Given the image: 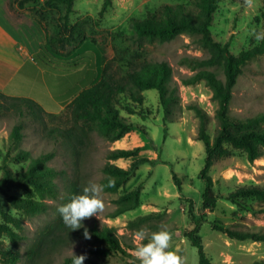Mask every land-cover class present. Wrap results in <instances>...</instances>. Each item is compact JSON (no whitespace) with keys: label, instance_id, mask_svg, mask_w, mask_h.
<instances>
[{"label":"rangeland","instance_id":"obj_1","mask_svg":"<svg viewBox=\"0 0 264 264\" xmlns=\"http://www.w3.org/2000/svg\"><path fill=\"white\" fill-rule=\"evenodd\" d=\"M21 1L0 0V7L22 31L21 44L29 49L30 61L40 70L31 73L28 91L16 95L1 92L7 108L0 112V179L5 164L13 172H20L28 168L32 159L52 154L47 166L56 173L53 179L56 188L43 198L36 196L44 204V212L36 215L13 207L7 194L0 192V264H63L72 257V252L86 255L84 264H139L134 249L141 243L135 238L140 229L146 232L143 243L148 242L152 232L168 231L172 236L168 250L181 257V264H200L197 248L185 237L194 226L191 213L196 219L205 217L200 236L212 264L264 262L263 242L231 239L215 229L218 226L264 232V204L254 198L242 199L239 206L228 200L240 187H264V156L250 162L246 152L226 145L227 154L218 158L210 171L219 198L217 207L202 211L205 182L200 175L206 151L205 144L198 139L200 120L191 107L198 106L207 114V132L213 138L219 129L218 104L205 81L186 85L184 79L199 71L193 69L196 66L193 59H205L207 52L195 37L180 35L173 41L160 42L138 39L132 29L134 19L160 14L167 5L193 8L195 0H76L73 13L68 16L66 6L60 2L39 0L21 7ZM218 5L210 28L216 41L229 43L235 56L261 44L264 0H219ZM144 62H166L172 67L170 85L178 95L174 122L165 124L159 92L149 90L144 93L145 102L141 106L124 96L117 101L121 115L129 123L145 126L149 134L129 132L111 141L93 131L84 138L71 117V101L95 84L104 69L123 79L135 65ZM208 69L224 79L220 68ZM24 98L36 102L34 110L29 109L30 103H25ZM128 103L145 117L128 114L125 110ZM263 113L264 55H259L243 67L233 91L231 115L245 120ZM19 125L22 138L16 142L12 133ZM68 134L71 138L66 137ZM115 149H139L140 155L155 160L141 165L117 193L103 189L100 193L103 208L84 219L83 227L71 231L63 224L58 206L73 194L81 193L89 181L101 184L107 163L129 168V160L109 161L108 155ZM20 152H28L29 159L13 160ZM175 173L181 181V191L174 180ZM139 187L143 188L141 206L113 217L118 208L115 200ZM7 192L19 197L24 194L19 189ZM153 207L156 212H149ZM5 214L13 220H8ZM148 215L158 216L129 226ZM96 223L116 229L123 253L109 252L105 256L93 253L97 246L105 247L92 237L91 229ZM1 225L16 236L11 237ZM85 228L90 239L84 237Z\"/></svg>","mask_w":264,"mask_h":264},{"label":"trees","instance_id":"obj_2","mask_svg":"<svg viewBox=\"0 0 264 264\" xmlns=\"http://www.w3.org/2000/svg\"><path fill=\"white\" fill-rule=\"evenodd\" d=\"M39 0H22L20 6L23 7L28 2H38ZM66 6L67 16L73 13V7L76 0H50ZM219 0H195L193 8L182 4L171 6L167 5L160 14H152L143 20L134 19L132 29L138 39H151L160 42H170L180 35L195 37L203 50L208 54L205 59H193L196 66L193 69H199L193 76L184 79V84L192 85L205 81L213 92L214 99L217 101V121L219 129L216 135L211 138L207 132L209 119L207 114L198 106L191 108L196 112L200 120L198 139L205 144L206 163L200 177L205 182L203 192L202 211H213L218 204V196L214 190V180L210 171L215 162L221 156L227 154L226 145L246 152L250 162L264 156V113L253 118L239 120L231 115V103L233 100V91L237 84L239 76L243 73V67L252 59L259 55H264V38L261 44L251 50L242 51L235 56L230 51V44H222L216 41L211 33V26L214 20V14L218 10ZM60 41H64L63 38ZM220 68L224 74V79L209 70L208 68ZM172 67L166 63H140L135 65L127 76L123 79L115 78L106 69L102 71L100 79L92 86L80 92L69 104L71 108V117L76 126H80L81 135L84 138L89 136V132L96 131L102 137L117 141L129 132H140L146 135L148 130L145 126L129 123L126 117L122 116L117 107L119 96H124L131 100L135 105L141 106L145 102L144 93L149 90L159 92L160 104L164 110L165 124L174 122V106L178 102L177 90L171 87ZM4 94L0 92V112L4 110ZM23 101L29 104V109L34 110V100L24 98ZM13 104L12 106H14ZM125 110L130 115L140 114L145 117L141 111H136L129 103ZM21 113L23 114L22 110ZM21 126H16L12 136L18 142L22 138ZM149 134V133H148ZM150 136V135H149ZM67 138H71L68 134ZM52 154H44L36 159H32L28 168L24 171L13 172L5 164L4 175L0 179V192L7 194L8 201L15 208L26 210L33 215L44 212V204L35 199L36 196L43 198L45 194L54 191L55 184L53 179L56 176L55 171L47 166L52 158ZM16 162H23L29 159L28 152H20L12 157ZM109 161L126 159L131 161L129 168L120 167L114 163H107L103 172L105 177L101 184L105 185L104 190L110 193H117L118 190L128 183L131 177L143 164L154 162L155 158L140 155L139 149H115L108 155ZM7 159H5V162ZM174 180L179 190H182V184L174 174ZM114 181V183H109ZM10 189H19L24 194L22 197L8 194ZM143 188L131 190L115 200L118 206L113 217L125 214L128 211L135 210L141 206V193ZM254 198L264 204V187L252 185L238 188L228 196V200L236 205H240L242 199ZM193 228L186 232L185 237L192 247L197 248L200 264H212L211 259L205 252L203 239L200 236L201 226L205 217L196 219L194 213H191ZM158 215H148L139 217L130 222L133 227ZM8 220H13L5 214ZM10 218V219H9ZM3 227V225H1ZM11 237L16 234L8 227H3ZM231 239L239 241H253L264 243V232L243 231L234 228H224L215 226ZM92 237L95 241L105 244L97 246L93 253L98 256H105L109 252L123 253L120 237L113 227H108L96 223L91 229ZM63 264H72V257L64 260ZM91 264H97L93 262ZM254 264H264L256 262Z\"/></svg>","mask_w":264,"mask_h":264},{"label":"clouds","instance_id":"obj_3","mask_svg":"<svg viewBox=\"0 0 264 264\" xmlns=\"http://www.w3.org/2000/svg\"><path fill=\"white\" fill-rule=\"evenodd\" d=\"M109 183H114V181ZM104 187L105 185L89 181L81 193L73 194L66 203L60 204L57 212L60 214L63 224L71 231L83 227L84 219L96 215L103 208L100 193ZM84 237L91 238L87 228L84 229ZM135 238L141 241L134 249L139 264H181V257L175 251L168 250L172 238L168 231L152 232L148 237V242L143 243L146 232L144 229H140L135 233ZM85 259H87L86 255L77 256L72 252V264H84Z\"/></svg>","mask_w":264,"mask_h":264},{"label":"crops","instance_id":"obj_4","mask_svg":"<svg viewBox=\"0 0 264 264\" xmlns=\"http://www.w3.org/2000/svg\"><path fill=\"white\" fill-rule=\"evenodd\" d=\"M22 38V31L9 20L4 9L0 7V92L16 95L30 88V75L38 67L30 61L29 49L21 44ZM156 210L155 207L148 209L149 212Z\"/></svg>","mask_w":264,"mask_h":264}]
</instances>
